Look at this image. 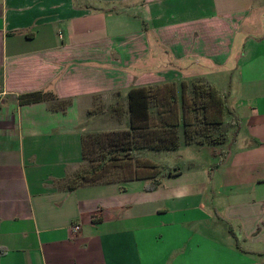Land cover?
<instances>
[{
    "label": "crops",
    "instance_id": "crops-1",
    "mask_svg": "<svg viewBox=\"0 0 264 264\" xmlns=\"http://www.w3.org/2000/svg\"><path fill=\"white\" fill-rule=\"evenodd\" d=\"M197 79L225 138L178 146L219 163L72 182L132 87ZM0 264H264V0H0Z\"/></svg>",
    "mask_w": 264,
    "mask_h": 264
},
{
    "label": "trees",
    "instance_id": "trees-1",
    "mask_svg": "<svg viewBox=\"0 0 264 264\" xmlns=\"http://www.w3.org/2000/svg\"><path fill=\"white\" fill-rule=\"evenodd\" d=\"M186 82H182L181 110L178 104L176 85L173 82H166L157 85L132 87L128 92V128L116 130L102 134H86L83 136V156L89 161H99L93 172L102 170L108 162L131 158V151L135 149H154L165 150L176 148L178 146L177 126L182 122L184 124V134L186 142L202 141L195 136L196 130L192 128L187 118L189 110L201 111L200 123L202 125L220 126L224 120L225 95H221L219 90L210 82L197 79L192 82V96L185 92ZM46 99V93L43 91H33L19 96L21 104L31 103ZM157 103H163L167 108L158 109L157 115L161 124H153L151 107ZM120 113L123 112L121 109ZM180 116V117H179ZM105 135V143L101 142V136ZM198 135H201L198 133ZM86 137L93 138V143L99 147H104L107 151L103 152L101 157L93 158L87 156ZM225 138V132H220L217 136L209 138L214 143L222 142ZM149 167H155L152 163ZM154 171L153 173H155ZM84 176V175H83ZM142 176V175H140ZM136 176V177H140ZM85 177V176H84ZM74 183V181L72 180ZM157 185L153 181L149 188ZM73 187V186H70Z\"/></svg>",
    "mask_w": 264,
    "mask_h": 264
},
{
    "label": "rangeland",
    "instance_id": "rangeland-1",
    "mask_svg": "<svg viewBox=\"0 0 264 264\" xmlns=\"http://www.w3.org/2000/svg\"><path fill=\"white\" fill-rule=\"evenodd\" d=\"M192 83L186 82L185 92L188 96H192L191 86ZM177 88V87H176ZM151 107L152 112V123L153 124H161V120L158 118L157 111L158 109L162 110L167 108V106L163 103H153ZM179 104V103H178ZM102 107V103L100 104ZM109 108V107H108ZM107 108V113L101 117L104 121H112L113 114ZM188 114V122L192 128H195L196 139L200 137L199 134L206 136L202 140L209 141V138H212L211 134L215 127L219 126H207L200 124L201 111L189 110ZM115 117V116H114ZM180 117V116H179ZM181 121V119H180ZM220 130H223L222 128ZM107 132H95L88 134H102ZM101 136L103 139L101 142L105 141V135ZM93 138L86 137V151L88 157L99 158L102 153L107 151L106 148L99 147L93 143ZM210 155H213L211 148L209 147H200L195 145H187L184 141L179 140V146L174 150L155 152L151 150L144 149H133L131 151V158L122 159L117 161L108 162L106 167L102 170L96 172L94 174L93 170L96 168V165L101 164L99 161L89 162L84 166V168L75 173L73 176L74 183H83V182H91V181H110L119 179L122 177H132V176H140L149 173H153L157 171V167H149L153 162L159 165L162 173H168L172 168H179L184 174L188 173L192 167L197 166V169L202 172H207L209 170V166L213 164V162L219 163V160H214ZM152 161V162H151ZM85 177H84V176ZM206 199V198H205Z\"/></svg>",
    "mask_w": 264,
    "mask_h": 264
},
{
    "label": "built area",
    "instance_id": "built-area-1",
    "mask_svg": "<svg viewBox=\"0 0 264 264\" xmlns=\"http://www.w3.org/2000/svg\"><path fill=\"white\" fill-rule=\"evenodd\" d=\"M80 229V226L78 224H73L70 229V235L72 236Z\"/></svg>",
    "mask_w": 264,
    "mask_h": 264
}]
</instances>
